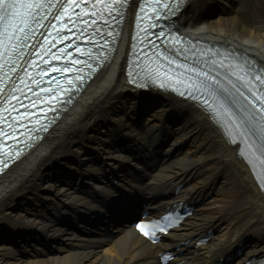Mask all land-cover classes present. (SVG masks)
<instances>
[{
  "label": "bare ground",
  "instance_id": "1",
  "mask_svg": "<svg viewBox=\"0 0 264 264\" xmlns=\"http://www.w3.org/2000/svg\"><path fill=\"white\" fill-rule=\"evenodd\" d=\"M204 12L211 14L204 18ZM194 18L203 26L194 25ZM179 22L184 34L230 46L238 50L237 55L250 56L264 69V0L255 6L251 0H189ZM129 28L130 18L111 63L96 75L40 144L0 178V234L5 232L11 239L13 234L31 232L61 244L56 245L54 252L35 249L42 255L24 247L21 255L10 240L4 241L0 243V264H156L152 257L154 248L133 231H125L108 242L83 241L65 235L39 216L56 215L69 207L71 212L92 210L93 202L74 194L73 188L67 187L69 181L59 184L46 182L45 178L54 169L68 174L72 167L66 164L73 162L76 171L88 180V162L82 161L86 157L76 161L84 149L105 166L125 161L110 148L109 141L128 139L139 143L153 138L152 143L157 142L167 113H177L182 119L168 131L171 144L162 152L163 159L176 152L180 143H186L187 148L148 175L152 193L172 188L171 183L177 181L185 182L184 196L208 194L210 190L213 193L208 204L180 231L168 235L169 240L180 241L212 224L217 232L206 247L197 250L191 258L193 262L206 263L248 237L261 241L262 246L254 251L264 252V200L246 167L236 158L235 149L228 146L202 111L155 92L164 104L142 116L135 126L132 124L140 94L126 83L123 74ZM125 91L133 97L125 96ZM99 127L102 130L97 133ZM112 130L122 136L111 135ZM17 203H25L31 209L27 213L13 211Z\"/></svg>",
  "mask_w": 264,
  "mask_h": 264
},
{
  "label": "snow or ice",
  "instance_id": "2",
  "mask_svg": "<svg viewBox=\"0 0 264 264\" xmlns=\"http://www.w3.org/2000/svg\"><path fill=\"white\" fill-rule=\"evenodd\" d=\"M31 5H29L30 7ZM23 7V5L18 3V0H0V19L7 18L10 21H15L18 18L20 19V23L27 24L28 17H30V13L25 16L21 12L18 11L19 8ZM242 73L237 78L240 80H245L248 76V73L244 71V69H240ZM198 75H202L205 79L212 80L215 82V78L208 75V73H198ZM255 80L259 81L262 85H264V76L256 75L254 77ZM239 91V89H237ZM250 91H252L250 89ZM241 96H244V99L248 102V104L252 105L255 111H250L247 108L242 109L249 121L256 122L257 119L261 121L258 124L259 130L262 133L261 139L264 140V93L257 94V91H252V97L245 96L243 92H240ZM259 101V103H257ZM220 108L223 110V114L227 115L230 120L234 121V131L237 132L239 135H244L242 122L240 121L239 117H234V114L230 112L223 104L220 105ZM259 114V115H258ZM0 135H3L0 132ZM261 152L264 153V147L261 148ZM143 231V229H141ZM145 235H149L148 232H144Z\"/></svg>",
  "mask_w": 264,
  "mask_h": 264
},
{
  "label": "rangeland",
  "instance_id": "3",
  "mask_svg": "<svg viewBox=\"0 0 264 264\" xmlns=\"http://www.w3.org/2000/svg\"><path fill=\"white\" fill-rule=\"evenodd\" d=\"M258 1H259V0H252V2H253V6H255L256 3H257Z\"/></svg>",
  "mask_w": 264,
  "mask_h": 264
}]
</instances>
